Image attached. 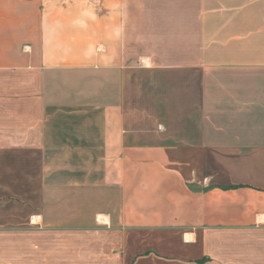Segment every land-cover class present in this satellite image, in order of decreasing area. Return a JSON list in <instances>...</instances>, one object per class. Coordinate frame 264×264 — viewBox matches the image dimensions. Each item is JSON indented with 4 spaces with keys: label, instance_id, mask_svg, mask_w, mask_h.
I'll return each instance as SVG.
<instances>
[{
    "label": "crops",
    "instance_id": "crops-1",
    "mask_svg": "<svg viewBox=\"0 0 264 264\" xmlns=\"http://www.w3.org/2000/svg\"><path fill=\"white\" fill-rule=\"evenodd\" d=\"M0 264H264V0H0Z\"/></svg>",
    "mask_w": 264,
    "mask_h": 264
}]
</instances>
